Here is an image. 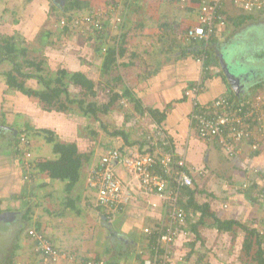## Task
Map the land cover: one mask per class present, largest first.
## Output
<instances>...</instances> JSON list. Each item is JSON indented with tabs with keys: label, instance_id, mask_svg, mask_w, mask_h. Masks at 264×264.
Instances as JSON below:
<instances>
[{
	"label": "crops",
	"instance_id": "0c3cea01",
	"mask_svg": "<svg viewBox=\"0 0 264 264\" xmlns=\"http://www.w3.org/2000/svg\"><path fill=\"white\" fill-rule=\"evenodd\" d=\"M63 1L60 8L65 4ZM161 1H133L139 8L141 5L139 13L136 12L138 8L132 6L133 2L128 4L124 10L123 27L105 31L106 36L102 37L88 28L61 32L51 11L56 6L53 0H0V36L26 48L27 59L33 61L38 54L43 59V72L56 73L58 69H65L85 73L95 82L97 91L95 97H84L86 102L105 100H100L103 92L97 89L99 76L108 78L101 86L106 85L107 89L114 88L119 92L126 86L139 100L136 105L126 99L118 100L119 104L110 108L109 113L99 115L100 121L103 120L102 115L113 121L115 113L121 112L129 143L121 136L113 135L105 137L111 139L109 143L105 139L97 138L95 141L98 136L94 135L97 134L84 140L78 125L93 118L83 114L77 104H71L69 109L62 111L45 108L37 97L9 89L0 79V123L5 131L0 134V213L11 211L14 214L9 219L0 220V264H74L66 257L44 260L36 241L28 234L32 228L43 233L58 250L71 254L79 263L93 260L96 264H144L150 254L144 229L149 228L153 232L164 225V204L155 196L136 194L115 213L107 212L95 205V191L89 186L88 177L90 168L110 143L123 148L138 146L142 149L140 142L144 141L142 133L145 127L156 124L149 114L150 108L162 114L164 111L165 117L160 125L165 128L176 151L185 152L188 165L207 170L205 176L195 178L198 189L195 199L208 202L215 214L205 216L199 223L200 215L196 214L199 211L193 212V220L190 221L193 222L187 227L189 232L173 241L167 264H256L252 259L254 247L248 254L244 241L249 233L246 228L257 232L264 230V197L255 199L258 190L250 181L257 180L258 188L261 186L259 181L264 179V135L259 137L257 149H252L246 140L240 145V153L231 157L224 155L214 142H205L194 134L189 123L192 99L185 96L184 90L202 82L198 98L201 103H207L224 95L228 87L215 75V66L205 67L213 73L207 77L202 63L188 53L190 50L183 54L180 49L184 48L175 46L173 51L167 52L171 44L165 37L197 22V3L190 2L182 7ZM88 2L89 8H102L106 4V0ZM233 8H226L230 19H227L222 32L216 35L211 47L213 55L219 59L218 63L223 55L240 77V98L255 94L264 96V8L252 12ZM118 30V35L126 33L123 53L117 59V64L123 60L124 66L115 64L116 68L119 67L115 71L117 75H103V48L114 42ZM136 31L137 40L134 36ZM133 39L135 44L131 43ZM102 42L105 45L100 50ZM224 49L228 51L225 53ZM130 59L134 61L131 64ZM26 85L34 89L44 88L35 78L27 79ZM124 105L127 106L125 110ZM262 115L264 125V109ZM131 122L139 127L138 130L141 129V137L132 138L128 129ZM17 131L30 133L31 170L15 153L13 138L11 141L8 139L12 132ZM45 131L52 132L57 141L76 143L80 153L90 154V159L79 170L78 181L71 188L66 187L67 182L50 177L33 164L34 160L57 159ZM245 183L247 186L244 187ZM215 218L236 220L238 225L235 224L231 231H224L218 228ZM193 224L197 231L191 229ZM263 235L261 246L264 248Z\"/></svg>",
	"mask_w": 264,
	"mask_h": 264
},
{
	"label": "built area",
	"instance_id": "2783aa9c",
	"mask_svg": "<svg viewBox=\"0 0 264 264\" xmlns=\"http://www.w3.org/2000/svg\"><path fill=\"white\" fill-rule=\"evenodd\" d=\"M122 1L126 0H109L102 8L92 7L86 11L81 10L73 15L72 20L67 21L62 18L57 24L60 28L65 25L72 28L80 25L98 32L115 30L121 25L123 19V16L121 17L123 10L118 12ZM179 1L181 5L197 3L196 24L183 28L178 33V39L185 42L191 39L209 40L215 29H221L225 25L226 18L221 10L228 6L245 12L260 11L264 8V0ZM204 60V55L198 58V61L202 63V70ZM202 88V82H196L184 90L185 96L192 99L189 123L199 139L205 142H213L216 139L220 145H223L226 154L238 155L240 145L244 141L249 140L250 137L259 140V137L264 135L260 110L264 105L262 95L256 94L253 99L233 102L224 94L210 102L201 103L198 96ZM143 132L144 141L141 150L132 147L123 148L113 142L110 143L100 155L99 160L90 168L88 183L95 191V205L110 213L123 208L136 194L145 197L155 196L162 201L166 212V222L158 229L157 245L144 260V264H167L173 241L176 237L186 236L189 232L187 230L188 213L180 206L181 188L192 187L195 178L205 176L207 170L188 165L185 152L176 151L162 125L156 123L147 129L145 127ZM19 137L17 149L21 151L24 165L29 166L32 158L30 140L25 133L20 134ZM250 145L252 149H257L258 141ZM259 184L261 186L257 197L263 198L264 179H261ZM243 186H247L246 183ZM196 214L200 215V212ZM144 233L149 235L152 231L145 228ZM258 233L262 235L264 230L260 229ZM28 234L36 241L39 253H42L46 261L66 257L74 261V264H96L93 260L76 262L71 254L58 250L43 233L34 228L29 229ZM109 264L119 263L110 262Z\"/></svg>",
	"mask_w": 264,
	"mask_h": 264
},
{
	"label": "trees",
	"instance_id": "16d2710c",
	"mask_svg": "<svg viewBox=\"0 0 264 264\" xmlns=\"http://www.w3.org/2000/svg\"><path fill=\"white\" fill-rule=\"evenodd\" d=\"M139 1V0H134ZM163 1V0H162ZM109 2V0H106V3ZM127 5L131 4L130 0L124 1ZM179 0H171L169 4H179L181 5V2L179 3ZM192 3V2H191ZM106 5V4H105ZM187 5V4H186ZM185 5V6H186ZM89 2L88 0H66L65 4L62 5L60 12H57L58 14L56 18V22L60 21L62 18H65L67 21L72 20L73 15L80 12L81 10L88 8ZM182 7H184V4H182ZM197 9V8H196ZM236 9V8H233ZM197 12V11H196ZM222 14L225 15L226 22L227 19H230L229 15L227 14V9L221 10ZM55 14V13H54ZM122 23L121 25L117 26L120 28L124 25V19H125V12L123 10L122 12ZM196 24V23H195ZM193 24V25H195ZM192 26V25H191ZM190 27V25L185 26L184 28ZM78 28H87L85 26H75L73 29ZM61 32L72 30V27L69 26H63V28H60ZM90 29V28H88ZM91 30V29H90ZM181 30V29H180ZM178 30L174 35H171L170 37H165L167 43L171 44V46L168 47V51H173L172 49L175 46H178V48H184L180 49L181 52L184 54L185 50H190V55L193 56V58H199L200 56H205L204 60V69L206 72V76L210 77L213 76L209 68V66H215L217 68L215 75L219 76L220 79L223 80L225 85L228 87V91L225 93L227 97L230 98L233 102H242L244 99L240 100V97L237 96L234 91L232 90L231 86L227 82V78L225 76V73L221 67V64L218 63L219 59L217 56L213 55L212 46L215 43L216 35L220 32H222V28L215 29L212 37L209 40L204 39H191L190 41H180L178 39V33L180 32ZM97 34L101 35L102 37H105L106 34L103 32L105 31H95ZM126 37V33H122L119 35V39H115L113 43L107 45L105 47V56L104 61L102 65V74H111V70L115 64H117V59L119 55H122L124 48L122 47L124 43V39ZM170 38V39H169ZM105 44L102 42V44L99 45L100 50ZM26 48L24 47H18L12 40L8 37L1 38L0 41V64L3 62H8L11 66L8 69H2L0 71V79L3 80L5 85L8 86V88H13L15 90L21 91L26 93L27 95H32L37 97L41 102H43L45 108L49 109H56L57 111L67 110L69 107H71V104H77L78 107L82 110V113L85 114L88 117H93L95 120H99L100 114H107L110 112V108H112L115 104H117L118 100L126 99L129 102H135V105L137 104L138 98H136L132 92V90L126 86H123L124 89L119 91H114V88H108L104 85L102 86V92L103 94H107V97L104 101H98L96 99L91 100L89 102H86L84 97H95L97 95V91L95 89V82L89 78L85 73L81 71H74V72H68L65 69H58L56 73H53L52 71H45L43 72L42 63L43 59L33 61L26 58ZM130 64L134 61L130 59ZM128 62V63H129ZM127 64V62H125ZM217 64V65H216ZM27 68V69H26ZM26 69V70H24ZM43 72V73H42ZM35 78L41 84L44 85L43 89H34L32 87H29L26 85V80ZM115 81L117 79H114ZM77 90V92L72 93V88ZM108 92V93H107ZM86 103V104H85ZM121 106L123 104L120 102ZM261 108V113H262ZM149 114L152 116V118L155 120L156 123L161 124V120L165 117L164 111L163 114L157 109H149ZM262 121V119H261ZM260 121V122H261ZM101 125L105 129L106 132H109L104 123L102 121ZM258 123V121H257ZM5 131L1 129V123H0V134H4ZM25 133L28 139L30 140L29 131H17L12 132L11 136H9V140H12L14 142V149L15 153L19 156H21V151L17 149V145L19 143V136L20 134ZM47 134L46 139L48 142H52L53 145V151L57 155L56 160H45V161H38L34 160L36 168L41 171H46L50 177L57 178L61 181L67 182L66 187L71 188L79 179V170L81 166L86 163L90 159V154L86 153H80L78 151V147L76 143H65L61 141H57L55 138V135L52 132L45 131ZM113 136H121L123 140L126 143H129V134L123 129L118 128L113 131L109 132ZM248 143L252 144V142L258 141L257 139H252L250 137L249 140H247ZM214 144L217 146L218 149L223 150V145H220L219 142L214 139ZM141 143V144H140ZM140 146L142 147L143 142H140ZM141 149V148H140ZM224 155H228L224 152ZM231 157H234L236 155H229ZM228 157V156H227ZM23 161V159H22ZM21 161V162H22ZM31 161H29V168L28 170H31L30 165ZM24 164V162H23ZM26 166V165H24ZM26 168V169H27ZM32 172V171H31ZM252 182V185L256 187V190L260 191V187L257 188L256 181L250 180ZM198 191L196 187V183L194 181V185L192 187L184 186L181 188V199H180V206L185 209V211L188 213V222L189 225L192 224L191 219L193 212L199 211L200 217H199V223H202L204 220L203 218L205 216H214L215 214L210 210L209 203L208 202H198L195 199L196 192ZM255 199L257 200L258 197L255 196ZM1 211V210H0ZM216 219V224L219 229H222L224 231H231L233 227L238 225V221L236 220H224V219ZM194 225V224H193ZM184 228V227H183ZM159 229V228H158ZM158 229L153 230L152 234L148 235V248L150 250V253L154 251L153 247L157 245V233ZM192 230H196V226L191 227ZM249 231L247 238L244 241V249L250 253V250L254 247L253 252V260L256 262V264H264V248L262 245V238L261 235L255 231L254 229H247ZM263 235V234H262ZM264 236V235H263ZM262 236V237H263Z\"/></svg>",
	"mask_w": 264,
	"mask_h": 264
},
{
	"label": "rangeland",
	"instance_id": "374dc122",
	"mask_svg": "<svg viewBox=\"0 0 264 264\" xmlns=\"http://www.w3.org/2000/svg\"><path fill=\"white\" fill-rule=\"evenodd\" d=\"M54 1V3H53V5L55 4L56 6H53L52 7V13L55 15V18H57V16H58V14H56L57 12H60V10H61V8H60V6H59V4H61L60 2H62V0H53ZM131 1V3L134 1V0H130ZM158 1H161V0H158ZM66 2V0H64L63 1V3H65ZM102 2V1H101ZM100 2V3H101ZM143 2V1H142ZM161 2H165L164 0L163 1H161ZM166 3V2H165ZM119 6L121 7V9H119V11L118 12H120L121 10H125V8L127 7V4L124 2V1H122V2H120V4H119ZM133 7H137L138 9H136V12L137 13H139L140 12V9H141V5H140V8L137 6V5H135L134 4V2H133V5H132ZM152 6V5H151ZM92 8V7H91ZM85 9H90L89 7L88 8H85ZM52 14V15H53ZM121 17H122V15H121ZM79 29V28H78ZM117 28H115V30H116ZM135 29L137 30V28L135 27ZM122 32V31H121ZM120 32H119V30H118V32H117V35L116 36H118L119 37V34ZM137 33H138V31H136L135 33H134V36L136 37L135 39L137 40ZM118 37H116L115 39H119ZM1 38H3V36H0V41H1ZM15 38V37H14ZM136 40H131V43H133V44H135L136 42H134V41H136ZM68 43H70V42H68ZM132 45V44H131ZM127 46H128V43H127ZM228 51V50H227ZM227 51H225V49H224V52L226 53ZM135 52V51H134ZM232 54V53H231ZM35 58L37 59V60H39V59H41L40 58V56L38 55V54H36V56H35ZM126 61V60H125ZM119 67H120V65L121 66H124V64H123V60H120L119 62H118V64H117ZM11 65L10 64H8V63H2L1 65H0V71L2 70V69H8L9 67H10ZM231 69H232V67H231V65H228ZM117 66H113V68H112V71H111V73H112V75H117L118 74V72H115L116 70H119V67L118 68H116ZM27 69V68H26ZM26 69H24V70H26ZM57 69V68H56ZM56 69H54L53 71H56ZM232 70H234V69H232ZM99 78L100 79H98V80H96V82H97V89H102V84H104L105 83V81H106V79H108L106 76H99ZM242 78V77H241ZM123 81V80H122ZM116 83H118V80H116ZM123 85V84H122ZM121 85V86H122ZM73 92H77V90L76 89H74V87L72 88V93ZM102 97L100 98V100L101 99H106L105 98V94H103V95H101ZM115 106H116V104L112 107V108H115ZM125 108H127V106H125L124 105V110H125ZM122 109V108H121ZM122 109V110H123ZM119 110V109H118ZM123 110V111H124ZM263 110V109H262ZM120 111V110H119ZM127 111V110H126ZM118 114V115H117ZM117 114L115 113V115H114V117H112V120L113 121H111V118L110 117H106V116H103L102 115V117H103V120H102V122L103 123H105V125H106V128H107V125L109 126L108 128H107V130L110 132V131H113V130H115V129H118V128H123V129H125V123H124V121H123V115L121 114V112L120 113H118L117 112ZM263 116V115H262ZM75 117H76V115H75ZM125 117V116H124ZM93 118V117H92ZM127 121H128V119H127ZM113 122V123H112ZM134 122H131V125H129L128 126V129L129 130H131V136H132V138H135V137H141L142 136V134L144 133H142L141 134V136H140V132H141V129H139L138 130V126H136V125H132ZM121 124V125H120ZM95 125H97V128L96 127H94ZM104 125V124H103ZM120 125V126H119ZM81 127V130L82 131H80V135L81 136H83L82 138L84 139V140H89V139H92L93 138V134H97V135H94V137H96V136H98V137H96L95 138V141H97L96 139L98 138V139H105V141L106 142H110V138H111V134L110 133H108V132H106L105 131V129L103 128V126L101 125V122H98V121H94V118L93 119H89V120H86L85 122H83L82 124L80 123L79 125H78V128H80ZM147 127V126H146ZM95 129V130H94ZM97 129V130H96ZM95 131H97V132H95ZM99 136H103V137H99ZM108 138V137H110L108 140L106 139V138ZM114 137V136H113ZM90 148H91V146H90ZM134 148H136V149H138V146H136V147H134ZM255 249V248H254ZM253 254V253H252ZM251 255V254H250Z\"/></svg>",
	"mask_w": 264,
	"mask_h": 264
},
{
	"label": "water",
	"instance_id": "95a60500",
	"mask_svg": "<svg viewBox=\"0 0 264 264\" xmlns=\"http://www.w3.org/2000/svg\"><path fill=\"white\" fill-rule=\"evenodd\" d=\"M223 56V55H222ZM220 57V64H221V67L225 73V76L227 78V81L229 83V85L231 86L232 90L234 91V93L236 95L239 94V92L241 91V88H242V85L239 83V78L237 76V74L235 73L234 70H232L228 65H230L229 63H227L223 57ZM5 128H8V129H11L10 127H6ZM14 214L13 212L11 211H5V212H1L0 213V220L1 219H9L11 217H13Z\"/></svg>",
	"mask_w": 264,
	"mask_h": 264
},
{
	"label": "clouds",
	"instance_id": "9594fccd",
	"mask_svg": "<svg viewBox=\"0 0 264 264\" xmlns=\"http://www.w3.org/2000/svg\"><path fill=\"white\" fill-rule=\"evenodd\" d=\"M241 92H242V89H241V91L239 92V94H238L237 96L240 97ZM255 96H256V94L253 95L252 97H250V96L247 95V96H245V97H243V98H240V100H241V99H244V101H246V100H250V99H253ZM262 96H263V95H262ZM263 98H264V96H263Z\"/></svg>",
	"mask_w": 264,
	"mask_h": 264
},
{
	"label": "flooded vegetation",
	"instance_id": "af4514ba",
	"mask_svg": "<svg viewBox=\"0 0 264 264\" xmlns=\"http://www.w3.org/2000/svg\"><path fill=\"white\" fill-rule=\"evenodd\" d=\"M60 5V4H59Z\"/></svg>",
	"mask_w": 264,
	"mask_h": 264
}]
</instances>
